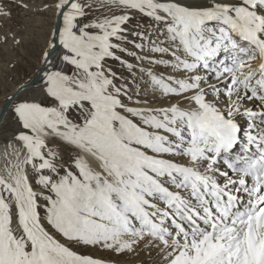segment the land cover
Returning <instances> with one entry per match:
<instances>
[{
  "label": "snow or ice",
  "instance_id": "6c2138e0",
  "mask_svg": "<svg viewBox=\"0 0 264 264\" xmlns=\"http://www.w3.org/2000/svg\"><path fill=\"white\" fill-rule=\"evenodd\" d=\"M40 11L0 102V264H264V0Z\"/></svg>",
  "mask_w": 264,
  "mask_h": 264
},
{
  "label": "rangeland",
  "instance_id": "374dc122",
  "mask_svg": "<svg viewBox=\"0 0 264 264\" xmlns=\"http://www.w3.org/2000/svg\"><path fill=\"white\" fill-rule=\"evenodd\" d=\"M0 3L6 4L11 11V17H0V102L3 101L5 92H10L18 83L22 82L23 72H8L7 61L18 60L24 62V53L31 55L33 50L42 41V29H46L53 22L52 13L41 12L43 4L51 3V0H0ZM21 3L27 4L28 8H22ZM16 33L18 37L24 38V44L20 49H16L13 45L11 34ZM8 34L7 44L3 42V37ZM36 62L33 58L31 63L25 64L27 71H35ZM15 76V79L12 77ZM5 145V146H4ZM6 150V142L3 141L2 153ZM101 255L102 253H96ZM147 253H142L139 257L121 256L112 257L114 264H134L146 258ZM135 264H139L135 263Z\"/></svg>",
  "mask_w": 264,
  "mask_h": 264
},
{
  "label": "bare ground",
  "instance_id": "6f19581e",
  "mask_svg": "<svg viewBox=\"0 0 264 264\" xmlns=\"http://www.w3.org/2000/svg\"><path fill=\"white\" fill-rule=\"evenodd\" d=\"M3 141H4V138L3 137H0V163H2L3 162V156H4V153H2V148H3ZM5 146V145H4ZM6 151V150H5ZM147 259V257L146 258H142V259H140V260H138V261H133L134 262V264L135 263H138L139 262V264H140V261L141 260H146ZM128 264H131L130 262L128 263Z\"/></svg>",
  "mask_w": 264,
  "mask_h": 264
}]
</instances>
